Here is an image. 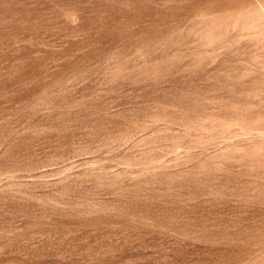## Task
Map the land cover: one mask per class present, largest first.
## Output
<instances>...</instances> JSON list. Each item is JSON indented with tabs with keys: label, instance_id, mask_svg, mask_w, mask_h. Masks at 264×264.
I'll return each instance as SVG.
<instances>
[{
	"label": "rangeland",
	"instance_id": "rangeland-1",
	"mask_svg": "<svg viewBox=\"0 0 264 264\" xmlns=\"http://www.w3.org/2000/svg\"><path fill=\"white\" fill-rule=\"evenodd\" d=\"M0 264H264V0H0Z\"/></svg>",
	"mask_w": 264,
	"mask_h": 264
}]
</instances>
